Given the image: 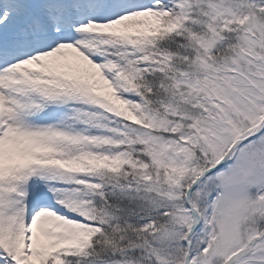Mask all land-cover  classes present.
I'll list each match as a JSON object with an SVG mask.
<instances>
[{
	"label": "snow or ice",
	"instance_id": "snow-or-ice-1",
	"mask_svg": "<svg viewBox=\"0 0 264 264\" xmlns=\"http://www.w3.org/2000/svg\"><path fill=\"white\" fill-rule=\"evenodd\" d=\"M0 264H264V0H0Z\"/></svg>",
	"mask_w": 264,
	"mask_h": 264
}]
</instances>
